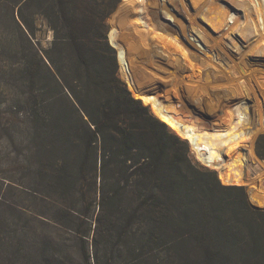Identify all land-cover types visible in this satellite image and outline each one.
I'll return each instance as SVG.
<instances>
[{
	"label": "trees",
	"instance_id": "1",
	"mask_svg": "<svg viewBox=\"0 0 264 264\" xmlns=\"http://www.w3.org/2000/svg\"><path fill=\"white\" fill-rule=\"evenodd\" d=\"M120 4L0 0L3 120L22 150L3 184L0 264H264V211L194 164L121 78L108 25Z\"/></svg>",
	"mask_w": 264,
	"mask_h": 264
},
{
	"label": "bare ground",
	"instance_id": "2",
	"mask_svg": "<svg viewBox=\"0 0 264 264\" xmlns=\"http://www.w3.org/2000/svg\"><path fill=\"white\" fill-rule=\"evenodd\" d=\"M123 1L124 3L115 17L120 25L128 27L131 32L142 33L141 37L145 35L149 40H157L166 46L168 51L176 53L180 56L179 58L184 59L185 67H182L184 73L181 77L183 84L181 86L174 84L172 87L174 92L184 87V91L195 92L202 96L211 93L216 96L235 92L241 94L244 87L237 74L243 73L242 66L245 65V61L239 37L248 40L260 37L264 40V0ZM111 39L119 50L122 75L129 83L130 88L135 91L138 82L131 70L132 64L130 65L125 46L118 43L120 39L118 28L111 32ZM219 51L224 56L232 58L234 66L230 67L226 64L222 55L218 53ZM263 53L264 44L258 48L257 55ZM162 75L164 76V74ZM141 88L147 92H154L150 87ZM169 91L166 90L167 94ZM139 98H143L144 103L151 107L164 122L183 134L191 142L201 160L207 166L219 171L224 182H243L239 173L241 170L237 168V161L244 163L248 160L244 150L248 151L251 148L253 138L249 133L252 117L245 106L242 95L238 96L235 101L237 102L235 124H226L227 126L223 129L213 127L208 129L203 123H192L187 121L188 119L180 118L165 109L155 95L139 96ZM238 140H244L242 142L247 146H242L245 148L240 151L237 148L241 142H238L236 148H231V161L228 163L230 167L228 170V167L226 168V165L222 164L225 161L222 150L227 142L232 143ZM229 172H237L233 180H231ZM231 175L233 174L231 173Z\"/></svg>",
	"mask_w": 264,
	"mask_h": 264
},
{
	"label": "rangeland",
	"instance_id": "3",
	"mask_svg": "<svg viewBox=\"0 0 264 264\" xmlns=\"http://www.w3.org/2000/svg\"><path fill=\"white\" fill-rule=\"evenodd\" d=\"M123 3L124 1L121 0L119 8L108 21V25L110 27V42L113 44L111 32L118 28L120 38L118 43L125 46L124 48L127 50L130 65L132 64L131 70L135 75V79L138 82L139 87H150L152 91L157 93L155 96H157L162 102L165 109L176 114L180 118L185 120L188 119L187 121L192 123H203L208 129H211L212 127L223 129L228 124H235L234 117L237 104L235 101L237 100L238 96H243L245 100V106L252 117L249 133H251L253 140L251 143V148L248 151H246V149L244 150L246 154L245 156L248 157V160L244 163L237 161V168H240L241 172L239 173L243 178L242 183H236L233 181L230 183L224 182L221 179L220 173L217 169L207 166L201 160L199 154L194 149L191 142L186 137H184L183 134L177 132V130H175L171 125L169 126L177 135L180 136L182 140L187 142L190 149V157L194 164L198 165L204 170L216 172L223 185L245 187L250 204L254 208L264 211V53L257 55L258 48L264 44V40L260 37L250 40L239 37V43L241 46H243V59L245 61V65L242 66L244 70H242L243 73L241 75L237 74V76L240 77L242 86L244 87V90H242L241 94L235 92L227 95L216 96L211 93L209 95L202 96L195 92H186L184 91V87L174 92L172 89L174 84H178V86L183 84V78L181 77L184 73V59L179 58L180 56L178 54L168 51V48L163 46L157 40H149V38H147L145 35H142L144 37L143 38L141 37L142 33L139 34L137 32V34L135 32H131L128 27L125 28V26L120 25V23L115 20V17L117 16V12L120 10ZM128 13L130 14V12ZM5 22L6 21L3 19V17L0 16V54L4 55L7 48L2 44V38H6L4 34L12 35L11 32H9L8 25ZM37 26V41L43 50H48L53 41V32L49 29L47 23L42 18H37ZM232 32L234 33V30ZM218 53H220V51ZM220 54L222 55L221 57H223L222 59L226 64H228L230 67L234 66L232 58L226 57L222 53ZM5 58V56L0 57V67L5 66V61H2L5 60ZM119 66V74L121 78L127 83L133 95H135L136 98H139V96L135 94V91L130 88L129 83L123 77L121 70L122 64L119 63ZM162 74H164V76ZM242 76L243 78H241ZM0 78L4 84H6L5 82L8 83L6 85L14 84L10 81H6V79L2 77ZM166 90H170L171 92L169 91V94H167ZM6 104L7 96L5 95V92H3L2 88H0V190H2L0 193V210L5 209V206L2 203L4 198L3 196L9 191V189L5 191L6 187L3 186L4 182H6L7 178L9 179L12 177L16 179L17 172H21L19 167V164L21 163V146L9 138L8 128L5 126V120H3L7 111ZM155 115L158 116L156 113ZM158 117L161 119L160 116ZM242 141L244 140H238L237 142L232 143L227 142L223 147L222 151L225 161L222 162V164L226 165L228 170L230 168L228 163L231 161L230 151L236 148L238 142H241L237 148L240 151L242 148L247 146V144L244 145ZM259 154H262L263 157H261ZM231 173L233 175H231ZM231 173L229 172L230 178L233 180L237 175V172ZM10 195L14 197L18 196L16 195V192H10Z\"/></svg>",
	"mask_w": 264,
	"mask_h": 264
},
{
	"label": "water",
	"instance_id": "4",
	"mask_svg": "<svg viewBox=\"0 0 264 264\" xmlns=\"http://www.w3.org/2000/svg\"><path fill=\"white\" fill-rule=\"evenodd\" d=\"M109 39H110V35H109ZM112 44V43H111ZM113 45V47L116 49V47L114 46V44H112ZM117 50V49H116ZM117 57H118V61H119V63H121V61H120V54H119V50L117 51ZM135 94L137 95V96H140V97H144V96H147V97H150V96H152V95H157V93H151V92H147L146 90H144V89H142L141 87H139L138 85H137V87H136V89H135ZM224 173H226V172H224Z\"/></svg>",
	"mask_w": 264,
	"mask_h": 264
}]
</instances>
